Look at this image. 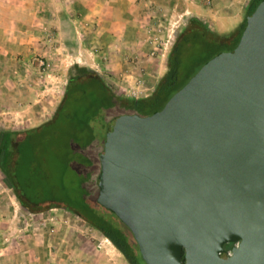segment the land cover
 <instances>
[{
  "label": "water",
  "instance_id": "95a60500",
  "mask_svg": "<svg viewBox=\"0 0 264 264\" xmlns=\"http://www.w3.org/2000/svg\"><path fill=\"white\" fill-rule=\"evenodd\" d=\"M245 19L160 110L107 122L97 201L146 264H264V0Z\"/></svg>",
  "mask_w": 264,
  "mask_h": 264
},
{
  "label": "rangeland",
  "instance_id": "374dc122",
  "mask_svg": "<svg viewBox=\"0 0 264 264\" xmlns=\"http://www.w3.org/2000/svg\"><path fill=\"white\" fill-rule=\"evenodd\" d=\"M98 3L104 6L114 5L113 11L106 8L102 14L100 9L92 10L93 13L86 9V12L75 11L71 14V19L75 22L83 20L84 26L81 29L75 27V39L71 40L81 42L82 45L78 44V47L84 48L85 54L80 52L78 47L74 48L76 44H73L71 49L63 45V33L70 30L48 23L52 19H63L62 12L56 10L52 0H48L47 4L45 0L32 14H24V21L32 18L34 27L23 30V33L35 38L37 44L33 47L37 50L36 54L30 57L19 54L8 58V55L0 53L1 131L29 129L49 120L53 114L45 119L40 116L17 125L4 109L16 104L15 106H25V113L31 114L35 107L43 106L46 109L47 103L49 107L54 105L56 109L67 78L76 68L98 70L115 94L124 98H135L119 89V85H115L116 81H113V74L105 69L112 53H126L131 50L130 45L119 47L116 43L113 44L114 32L117 28H123V20L130 21L127 26H131L133 21L138 37L142 36L141 40L149 45L144 55L146 59L165 62L167 69V56L177 36L192 17L188 7L199 5L219 11L216 19L223 18L224 15L239 17L240 23L232 27H229L233 23L232 19L222 27L214 20L205 21L217 34H228L236 31L243 21L249 0H96V6ZM52 8L56 11L54 15ZM67 14L68 11L65 10V15ZM111 20H114L113 24ZM113 27L115 29H112ZM103 66L105 68H102ZM117 115L120 113H110L105 121L108 122ZM6 119L12 122L8 123ZM5 126L15 129H7ZM104 130L98 127L97 132L103 134ZM104 139L98 138L95 141V150L91 151L95 157L91 175L96 183L100 170L98 155ZM93 191L98 196V185H94ZM41 208L40 211L33 212L22 207L0 172V264H128L108 239L77 214L63 207L43 205Z\"/></svg>",
  "mask_w": 264,
  "mask_h": 264
},
{
  "label": "trees",
  "instance_id": "16d2710c",
  "mask_svg": "<svg viewBox=\"0 0 264 264\" xmlns=\"http://www.w3.org/2000/svg\"><path fill=\"white\" fill-rule=\"evenodd\" d=\"M260 1L249 0L243 21L228 34H217L198 17H190L167 56L166 72L146 97L118 96L95 70L76 68L49 120L29 129L0 130V172L20 205L33 212L43 205L63 207L97 229L128 264H146L129 228L94 194L95 141L105 138L108 114L146 116L160 110L206 61L232 50L246 16ZM98 127L105 129L103 134Z\"/></svg>",
  "mask_w": 264,
  "mask_h": 264
},
{
  "label": "crops",
  "instance_id": "0c3cea01",
  "mask_svg": "<svg viewBox=\"0 0 264 264\" xmlns=\"http://www.w3.org/2000/svg\"><path fill=\"white\" fill-rule=\"evenodd\" d=\"M44 1L45 0H0L1 54L3 53L4 55H8V58L16 57L19 54L24 57H30L36 54L37 49L33 47L37 44L35 38H33L28 33H23V30H28L34 27V20L31 18L30 20L27 19L24 21V14H32V12H35V9L44 4ZM47 1L48 0H46V4ZM59 2L52 0L53 6L56 7V10L62 12L63 14L62 21H55V19H52V21H49L48 23H51L54 25V27L70 30L69 32L63 33V45L70 49L73 48V44H76V47L74 48H77L78 44L80 46L82 45L81 42L77 43L75 40L71 39H75V27L77 26L79 29H81V27L84 26V23H82L83 20L75 22V20L71 19V14H74L75 11L86 12V9H89L91 13H93L92 10L94 9H100V13H102V11H105L106 8H110L112 11L114 8V5L112 4L104 6L102 3H98V6H96V0H60ZM65 10L68 11L67 15H65ZM187 10L190 11L191 16L198 17L204 23L206 20H214L220 27L223 25L225 26L226 23L228 24L230 21L229 19L233 20L232 25L229 27H232L234 24L240 23L241 21L239 17L231 18L230 16L226 15H224L223 18L216 19L219 11L206 9L199 5L188 7ZM51 12L54 15L56 11L54 8H52ZM113 21L114 20H111V24H113ZM123 21V28H117L114 32V36L112 38L114 39L113 44L116 43V45L119 47H127L130 45L131 50L130 52H126L127 54L124 51L112 53L111 60L107 63V68H105V66L102 68L107 69L109 72H111V74H113L111 76L114 78L113 81H116L115 85H119V89L123 90L124 92L126 91L127 94L130 90H133L135 94L129 93V95H132V97L135 98H143L152 93L157 81L166 72L165 62H157L151 58L146 59L144 55L146 50L148 51L149 45L147 46L146 41L141 40L142 36L138 37L139 34L137 33L136 28L133 26V21L131 22V26H127L130 24L129 20ZM58 23H60V25ZM47 25L49 26L50 24ZM112 29H115V27ZM80 34L81 31L79 35ZM77 38L78 36L76 39ZM80 46L78 47L80 52L85 54L83 51L84 48ZM138 49H140L139 52L137 51ZM112 51L115 50L112 49ZM95 71L98 73V70ZM120 78H122V80H120ZM15 105L16 104H14L11 108L4 109V111L10 114L9 118L17 122V125L25 124V121L31 119L33 120L35 118L37 119L40 116H43L45 119L46 116H51L53 114V109H55L54 105H50L49 107V104L47 103L46 109H44L43 106H41V108L35 107L34 110L31 111L32 113L29 114L25 113L27 111L25 110V106ZM7 119L6 122H12L10 120L8 121ZM5 128L15 129L14 127L8 128L6 126ZM28 236H30V234L27 235V238H29ZM102 249L104 248L102 247Z\"/></svg>",
  "mask_w": 264,
  "mask_h": 264
},
{
  "label": "built area",
  "instance_id": "2783aa9c",
  "mask_svg": "<svg viewBox=\"0 0 264 264\" xmlns=\"http://www.w3.org/2000/svg\"><path fill=\"white\" fill-rule=\"evenodd\" d=\"M139 83H140V82H139ZM129 93H130V94H135V92H134L133 90H130ZM237 244H238V242H234V245H237Z\"/></svg>",
  "mask_w": 264,
  "mask_h": 264
},
{
  "label": "bare ground",
  "instance_id": "6f19581e",
  "mask_svg": "<svg viewBox=\"0 0 264 264\" xmlns=\"http://www.w3.org/2000/svg\"><path fill=\"white\" fill-rule=\"evenodd\" d=\"M111 244V243H110ZM107 246V245H106Z\"/></svg>",
  "mask_w": 264,
  "mask_h": 264
}]
</instances>
